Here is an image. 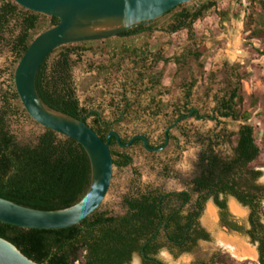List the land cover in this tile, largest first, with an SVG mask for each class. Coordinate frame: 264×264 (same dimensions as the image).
<instances>
[{"label": "trees", "instance_id": "trees-1", "mask_svg": "<svg viewBox=\"0 0 264 264\" xmlns=\"http://www.w3.org/2000/svg\"><path fill=\"white\" fill-rule=\"evenodd\" d=\"M198 3L196 8L179 6L155 23L125 32L115 39L134 41L156 32L176 35L186 31L193 45L199 46L203 41L197 39L195 26L216 10L217 3L213 0ZM219 15L222 22L229 19L228 13ZM165 18L168 23L160 29ZM59 24L58 18L28 11L13 0H0V44L11 43L17 64L41 34ZM112 40L55 50L42 64L37 78L38 94L49 109L84 120L104 142L119 123L111 124L98 118L88 123L89 111L79 107L76 95L72 57L94 52L96 44L110 46ZM122 51L137 69V88H144V95L156 92L144 110L150 116L159 117L166 108L158 100L162 95L163 74L153 70L160 63L168 66L174 58H165L162 52L151 54L147 48H138L133 42L123 46ZM195 57L200 59L201 55L197 52ZM190 88L186 94L192 102L194 85ZM210 92L208 87L207 94ZM213 99L217 117L243 125L234 135L232 158H221L216 153L221 145L220 137L205 138L195 173L185 183V191L167 192L159 187L137 185L124 197L121 212L101 207L81 225L59 231L25 230L0 223V238L38 264H131L135 256H140L142 264H165L160 258L165 251L179 258L194 253L201 242L212 241L199 221L212 202L218 210L221 226L230 233L247 237L256 246L258 264H264V185L259 184L263 177L259 163L262 149L251 124L252 116L237 110L239 88L231 93H217ZM10 101H20L16 88L0 111V198L39 211H60L75 206L91 186V163L86 151L76 141L47 129H43L37 144H23L9 127V121L20 115ZM123 103L121 123L135 106L127 96ZM23 115H26L25 110ZM173 140L171 136L170 141ZM129 142L121 140L122 145ZM110 144L117 169L133 166V158L127 153L132 148L141 146L149 155H156L149 152L141 140L127 149H123L116 138H112ZM231 200L248 209L246 224H239L231 214ZM208 263L234 264L221 254L197 264Z\"/></svg>", "mask_w": 264, "mask_h": 264}, {"label": "rangeland", "instance_id": "rangeland-1", "mask_svg": "<svg viewBox=\"0 0 264 264\" xmlns=\"http://www.w3.org/2000/svg\"><path fill=\"white\" fill-rule=\"evenodd\" d=\"M213 1L217 3L216 10L195 26L197 39L203 41L199 46L193 45L186 31L176 35L163 31L134 41L113 38L110 46L96 44L94 52L72 57V78L78 99L85 108L99 111L103 119L119 121L124 107L123 93L127 90V97L135 104L134 109L125 122L115 125L116 131L126 140L143 134L155 147H162L166 131L178 119V111L185 98V83L195 84L188 109L199 110L200 116H205L197 119L187 111V118L170 131L174 140L156 155H149L141 146L130 149L127 153L133 158V166L114 168L103 210L121 212L124 197L137 185L159 187L167 192L185 191V183L195 173L205 138L220 137L221 145L216 153L221 158H232L234 135L243 123L217 117L213 111V97L220 92L231 93L237 88L240 96L237 110L252 116L251 124L262 149L259 163L263 177L259 184L264 185V0ZM199 5L198 1L186 4L190 8ZM220 12L228 13L229 19L222 22ZM167 23L168 18L163 19L160 29ZM131 42L138 48H147L151 54L162 52L165 58L176 59L168 66L160 63L153 70L163 74L162 95H158V100L166 108L159 117L150 116L144 110L156 92L144 95V88H137V69L133 60L122 51L123 46ZM197 52L201 55L200 59L195 57ZM17 66L11 43L0 44V111L15 91ZM104 68L106 71L102 70ZM208 87L211 88L209 95ZM10 103L20 114L9 121L11 131L23 144H37L43 128L28 118L27 113L23 115L25 109L21 101ZM229 206L239 222L247 221L248 209L235 200H231ZM218 220V210L210 202L199 221L212 241L201 242L194 253L179 258H173L165 251L161 260L165 264H197L209 262L215 255L221 254L234 264H258L256 248L249 240L226 232ZM133 258L131 264H142L140 256Z\"/></svg>", "mask_w": 264, "mask_h": 264}, {"label": "water", "instance_id": "water-1", "mask_svg": "<svg viewBox=\"0 0 264 264\" xmlns=\"http://www.w3.org/2000/svg\"><path fill=\"white\" fill-rule=\"evenodd\" d=\"M22 8L58 18L60 24L41 34L19 62L15 88L29 117L43 129L76 141L86 151L91 163V186L75 206L60 211L25 208L0 198V223L25 230L59 231L81 225L106 201L113 180L114 161L110 150L112 137L123 149L142 140L149 152V141L134 137L122 145L120 136L112 133L107 142L84 120L55 112L41 100L37 90L39 70L55 50L84 43L117 38L125 32L151 25L175 8L200 0H13ZM168 133V132H167ZM0 264H38L28 259L10 242L0 238Z\"/></svg>", "mask_w": 264, "mask_h": 264}, {"label": "flooded vegetation", "instance_id": "flooded-vegetation-1", "mask_svg": "<svg viewBox=\"0 0 264 264\" xmlns=\"http://www.w3.org/2000/svg\"><path fill=\"white\" fill-rule=\"evenodd\" d=\"M175 61H176V59H174V61H173V63H175ZM138 77V73L136 74V78ZM135 78V79H136ZM132 85H133V83H131ZM75 85V84H74ZM195 86V84H194V82L192 83H185L184 85H183V90H184V96H185V98H184V101L182 102V106H180V110L178 111L179 112V116H178V119L176 120V122H175V124L172 126V127H170L167 131H166V133H165V135H164V140L166 141V136H167V134H168V136H169V142H170V137H171V133H170V131H171V129L172 128H174V127H176L180 122H182L183 121V119H185V118H187V116H185V114H186V112L187 111H189V115L190 116H196L197 117V119H201V118H203V117H205V116H200V114H199V110H195V109H188V106L191 104V102H189L188 101V99H187V91H189L191 88V86ZM127 90L125 89L124 90V93H123V100H124V98L127 96ZM77 95V94H76ZM77 99H78V96H77ZM78 101H79V107L81 108V109H87V108H85L82 104H81V102H80V100L78 99ZM89 112H88V114H87V117H88V123L90 124V123H92L96 118H98L99 120H104L105 122H108L109 123V121H107V120H105V119H103V117H102V115L100 114V112L99 111H96V110H89V109H87ZM94 115H97V117H95ZM120 121H121V119L119 118V121H116V122H111V124L113 123V124H116V123H120ZM114 129H115V125H114ZM168 132V133H167ZM112 133H117L119 136H120V141L121 140H123L124 142H125V140L126 139H124V137L123 136H121L117 131H116V129L115 130H113L110 134H109V136L112 134ZM109 136L107 137V141H108V138H109ZM136 136H142V137H145V138H147L148 139V141H149V147L151 148V149H160V148H163L165 145L164 144H162L163 146L162 147H160V148H157V147H155L152 143H151V141L149 140V138L148 137H146L145 135H143V134H140V135H136ZM136 136H134V137H136ZM134 137H132L131 139H130V141L134 138ZM112 138H115V137H112ZM117 140V139H116ZM106 141V142H107ZM111 141H112V139H111ZM137 141V140H136ZM142 141V140H141ZM110 144V143H109ZM165 144H166V142H165ZM111 145V144H110ZM153 153H156V152H153ZM230 207V206H229ZM230 212H231V210H230ZM231 214H232V212H231ZM219 215V214H218ZM233 215V214H232ZM235 218V217H234ZM236 219V218H235ZM220 220V219H219ZM218 220V221H219ZM237 220V219H236ZM247 220H248V218H247ZM238 221V220H237ZM238 223L239 224H246L247 223V221L245 222V223H242V222H239L238 221ZM223 228V227H222ZM226 232H228V233H230L229 231H227L225 228H223ZM230 234H237V233H230ZM238 235H240V234H238ZM242 236V235H241ZM243 237H245V236H243ZM245 238H247V237H245ZM248 239V238H247ZM249 240V239H248ZM249 242H250V240H249ZM250 244L252 245V246H254L251 242H250ZM255 248H256V246H254ZM256 252H257V249H256ZM257 263H258V252H257ZM208 264H210V263H208Z\"/></svg>", "mask_w": 264, "mask_h": 264}]
</instances>
